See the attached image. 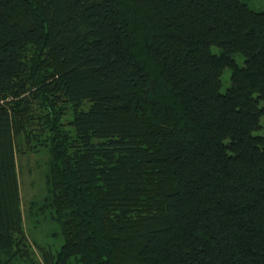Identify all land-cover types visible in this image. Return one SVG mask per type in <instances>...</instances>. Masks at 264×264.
Returning <instances> with one entry per match:
<instances>
[{
    "label": "trees",
    "instance_id": "trees-1",
    "mask_svg": "<svg viewBox=\"0 0 264 264\" xmlns=\"http://www.w3.org/2000/svg\"><path fill=\"white\" fill-rule=\"evenodd\" d=\"M262 118L246 0H0V264H264Z\"/></svg>",
    "mask_w": 264,
    "mask_h": 264
},
{
    "label": "rangeland",
    "instance_id": "rangeland-1",
    "mask_svg": "<svg viewBox=\"0 0 264 264\" xmlns=\"http://www.w3.org/2000/svg\"><path fill=\"white\" fill-rule=\"evenodd\" d=\"M250 8L256 11H264V0H246ZM236 61L239 65L243 63V57L237 55ZM221 92H224L230 85L229 70L225 69L222 77ZM261 128L253 134L264 133V118L260 120ZM46 158L43 154H36V160L32 159V166L26 164L25 159L20 161L19 190L22 208L25 211L24 226L27 235L36 245L51 244L53 249H58L62 240L59 232L50 224L43 220V215L34 207L29 209L34 203L40 204L45 194L43 173L45 171ZM30 168L32 171H28Z\"/></svg>",
    "mask_w": 264,
    "mask_h": 264
}]
</instances>
